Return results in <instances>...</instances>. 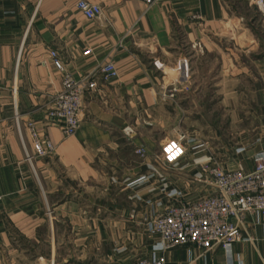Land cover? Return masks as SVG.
Returning a JSON list of instances; mask_svg holds the SVG:
<instances>
[{
  "label": "crops",
  "instance_id": "0c3cea01",
  "mask_svg": "<svg viewBox=\"0 0 264 264\" xmlns=\"http://www.w3.org/2000/svg\"><path fill=\"white\" fill-rule=\"evenodd\" d=\"M88 1L101 5L98 19L87 20L78 0H0V264H135L153 253L166 264H264V215L247 213L238 222L243 239L210 250L160 248L145 227L162 210L158 202L213 192L196 178L200 161L251 171L264 152V17L256 0ZM49 49L75 78L109 61L119 71L97 77L70 136L49 124L62 88ZM184 56L190 79L175 71L168 81V66ZM176 79L175 97L162 98ZM28 121L56 146L32 164ZM181 132L196 147L178 166L163 164L162 144ZM173 191L179 195L169 198Z\"/></svg>",
  "mask_w": 264,
  "mask_h": 264
},
{
  "label": "built area",
  "instance_id": "2783aa9c",
  "mask_svg": "<svg viewBox=\"0 0 264 264\" xmlns=\"http://www.w3.org/2000/svg\"><path fill=\"white\" fill-rule=\"evenodd\" d=\"M147 7L160 0H141ZM255 4L264 17V0H256ZM77 9L87 20L98 19L102 15L99 3L88 0H78ZM194 19L202 21L200 14H194ZM87 48L85 54L91 53ZM48 57L54 66L62 72V88L55 94L49 110V124L57 126L66 136L77 132L81 123V111L84 96L87 91L98 87L97 77L102 76L105 81L118 77L119 71L112 61L102 63L94 71L75 78L71 72L64 70V64L59 54L54 49H49ZM154 66L166 74L165 64L159 60L154 61ZM174 71L180 73L184 81L190 79V67L186 57L181 58ZM179 79L163 87L161 97L174 98L180 89ZM187 89L186 84L182 86ZM16 92V89H14ZM17 129L22 137L21 124L16 115ZM26 128L32 139V151L26 150V160L31 164L37 159L52 156L56 146L48 137H41L34 123L28 121ZM129 132V131H128ZM192 139L185 132L179 133L175 138L167 140L161 146L160 160L165 165L178 166L192 146ZM136 153L141 157L146 155L144 147L136 148ZM200 171L196 178L204 185L209 186L213 192L201 196L190 202L164 205V208L146 222V230L157 235L160 239V248L169 249L176 246L193 244L205 250L214 247L227 248L243 239L238 222H242L247 213L264 215V152L257 155L255 167L251 171L244 168L235 170L224 169L212 158L199 162ZM142 176L131 184L140 182ZM177 191L169 192L168 197H177ZM236 219L237 222H234ZM135 264H166L164 256L153 253L144 257Z\"/></svg>",
  "mask_w": 264,
  "mask_h": 264
},
{
  "label": "rangeland",
  "instance_id": "374dc122",
  "mask_svg": "<svg viewBox=\"0 0 264 264\" xmlns=\"http://www.w3.org/2000/svg\"><path fill=\"white\" fill-rule=\"evenodd\" d=\"M185 57V56H184ZM184 57H182V58H184ZM188 62H189V67H190V70L192 69V66H191V63H190V61L188 60ZM177 66V63H175V65H171V66H168V68L169 67H172V68H175ZM167 68V75L169 76V79H168V81H171V79H170V77H173L174 75H175V71H173L172 69H168ZM164 207L162 206V209H163ZM147 257V256H146ZM142 258H144V257H142ZM142 258H140V259H142ZM139 259V260H140ZM138 260V261H139Z\"/></svg>",
  "mask_w": 264,
  "mask_h": 264
}]
</instances>
